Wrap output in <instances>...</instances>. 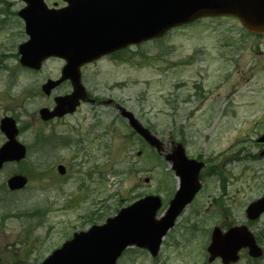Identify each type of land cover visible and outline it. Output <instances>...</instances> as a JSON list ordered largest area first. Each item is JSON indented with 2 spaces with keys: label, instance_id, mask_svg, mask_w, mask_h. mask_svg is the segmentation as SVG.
<instances>
[{
  "label": "rangeland",
  "instance_id": "rangeland-1",
  "mask_svg": "<svg viewBox=\"0 0 264 264\" xmlns=\"http://www.w3.org/2000/svg\"><path fill=\"white\" fill-rule=\"evenodd\" d=\"M21 3L0 0V121L17 120L20 142L34 151L44 136L56 133L58 140L46 156L31 151L0 172V264H41L75 233L148 195L162 197L160 215L178 187L164 157L111 104L41 121L39 110L71 87L62 84L51 97L42 93L48 80L59 79L62 60L51 58L40 71L19 64L18 48L29 39L17 14ZM82 71L91 94L134 113L167 151L180 142L190 158L207 161L202 190L158 257L131 248L118 264H222L208 262L216 227L226 232L245 225L264 247V215L251 223L245 213L264 197V35L249 33L234 18L202 19L132 47L128 61L105 59ZM5 142L0 131V146ZM58 165L66 166L65 175ZM17 173L29 182L10 194L7 181ZM236 264H264V257L252 259L244 249Z\"/></svg>",
  "mask_w": 264,
  "mask_h": 264
},
{
  "label": "water",
  "instance_id": "water-1",
  "mask_svg": "<svg viewBox=\"0 0 264 264\" xmlns=\"http://www.w3.org/2000/svg\"><path fill=\"white\" fill-rule=\"evenodd\" d=\"M24 2L27 7L20 16L26 22L30 39L19 47L20 65L38 71L49 58L64 59L61 79L49 80L42 88L50 95L67 80L73 86L70 96L55 99L54 110H40L44 121L72 114L81 101L88 100L81 81L84 65L127 46L161 38L174 28L209 17H235L249 32L264 34V0H68L69 6L63 10L49 9L44 0ZM121 111L136 133L160 154H166L165 159L179 177L178 192L161 218H157L162 208L161 198L145 197L122 209L104 225L76 233L42 264H117L131 246L146 249L156 257L163 238L200 191L199 174L204 164L190 160L182 144L166 153L164 143L134 114L122 108ZM0 129L7 138L0 148L1 170L8 162L24 160L27 148L18 140L19 128L13 118L2 119ZM58 170L61 174L66 172L63 166ZM27 182L24 176H14L8 186L10 190H20ZM263 213L264 198L247 209L252 221ZM244 248L254 258L262 255L245 226L232 228L225 234L216 228L208 248L210 262L221 258L224 264L236 263L239 251Z\"/></svg>",
  "mask_w": 264,
  "mask_h": 264
},
{
  "label": "flooded vegetation",
  "instance_id": "flooded-vegetation-1",
  "mask_svg": "<svg viewBox=\"0 0 264 264\" xmlns=\"http://www.w3.org/2000/svg\"><path fill=\"white\" fill-rule=\"evenodd\" d=\"M19 1V3H24V1L23 0H18ZM21 1V2H20ZM99 2H104V0H99ZM21 3V4H22ZM25 4V3H24ZM47 5H48V7L49 8H52V9H63V8H66L67 7V5H68V3L66 2V0H60V1H55V2H53V4H50V3H47ZM25 7L26 6H24L23 8H21L19 11H17V14H19L21 11H23L24 9H25ZM129 51H130V48H126V49H124L123 51H118V52H115V53H113L112 55H110V56H107V57H105V58H109V59H119V60H125L126 58H127V55L129 54ZM105 58H103V59H105ZM102 59V60H103ZM69 85H70V87H71V84L69 83V82H67ZM86 89H87V91H88V93H89V95H90V97H91V100H89V101H87V102H84V103H81V105H80V107L77 109V112H81L85 107H87V105H89L90 106V108L92 109V110H95L96 108H98V107H100V106H102L103 104H105V103H108V105L109 104H112V106H114L116 109H117V111L119 110L118 108H117V106H116V104L115 103H112V102H110V101H105V99L106 98H104V99H102L100 96H98V95H96V94H91V92L89 91V89L86 87ZM72 92V90L71 91H69V92H67V93H65V94H63V95H61V96H67V95H69L70 93ZM76 112V113H77ZM119 112V111H118ZM75 113V114H76ZM120 113V112H119ZM74 114V115H75ZM74 115H68V116H66V117H64L63 119H61V120H66V118H68V117H70V116H74ZM207 167V166H206ZM257 239V238H256ZM257 242H258V239H257ZM259 243V242H258ZM262 250H263V255H264V247H262Z\"/></svg>",
  "mask_w": 264,
  "mask_h": 264
},
{
  "label": "trees",
  "instance_id": "trees-1",
  "mask_svg": "<svg viewBox=\"0 0 264 264\" xmlns=\"http://www.w3.org/2000/svg\"><path fill=\"white\" fill-rule=\"evenodd\" d=\"M56 140H58V139L55 138V140H50L49 142H50L51 145H53L56 142ZM47 148H48V146L46 144H44V141H43L42 144H41L40 149L39 148L37 149L38 155H40V154L43 155L45 153V151L47 152ZM43 156H46V155H43Z\"/></svg>",
  "mask_w": 264,
  "mask_h": 264
}]
</instances>
